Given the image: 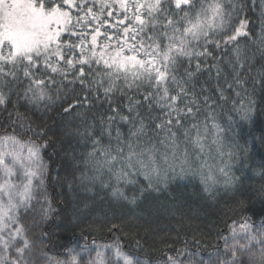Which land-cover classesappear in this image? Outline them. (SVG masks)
Wrapping results in <instances>:
<instances>
[{"label":"snow or ice","instance_id":"6c2138e0","mask_svg":"<svg viewBox=\"0 0 264 264\" xmlns=\"http://www.w3.org/2000/svg\"><path fill=\"white\" fill-rule=\"evenodd\" d=\"M257 53L264 57V0H0V264H34L22 217L37 204L44 218L52 211L47 133L21 106L92 114L70 133L84 149L73 167L85 191L99 183L128 200L121 185L141 177L157 190L198 177L211 192L239 179L236 127L253 115ZM236 225L220 237L215 264H264V224ZM185 254L160 264H185ZM43 255L45 264H141L118 242L83 234L64 246L65 259Z\"/></svg>","mask_w":264,"mask_h":264},{"label":"trees","instance_id":"16d2710c","mask_svg":"<svg viewBox=\"0 0 264 264\" xmlns=\"http://www.w3.org/2000/svg\"><path fill=\"white\" fill-rule=\"evenodd\" d=\"M254 63V82L248 85L255 101L253 115L249 121L238 120L236 127L242 149L233 173L239 179L231 187L221 185L211 192L204 190L198 177L177 178L159 190L149 189L141 177L138 184L121 185L128 200L113 197L112 189L99 183L89 186L92 191H85L74 179L79 172L73 167V156L84 149L80 138L70 133L82 127L85 119L91 122L92 114L84 116L85 110L76 109L65 115L62 107L67 105L59 103L47 111L44 105L31 110L21 106L19 110L26 113L34 128L46 130L44 139L49 141L41 155L50 165L45 190L52 211L47 218L41 213L26 216L22 222L30 226L28 237L33 241L35 264H45L43 253L53 260L65 259L61 255L64 246L81 234L88 237L89 243L93 239L100 244L118 242L134 260L148 264H160L167 255H176L177 250L186 253L180 257L182 261L188 253L211 259L224 255L220 237L228 233L233 221L240 224L246 219L253 226L264 224V82L259 76L264 57L257 53ZM12 101L16 103L15 96ZM95 111L98 116L100 110ZM77 112L82 114L80 119L76 118ZM221 116L223 122L226 116ZM141 188L145 190L141 192ZM112 225L119 227L109 232Z\"/></svg>","mask_w":264,"mask_h":264},{"label":"rangeland","instance_id":"374dc122","mask_svg":"<svg viewBox=\"0 0 264 264\" xmlns=\"http://www.w3.org/2000/svg\"><path fill=\"white\" fill-rule=\"evenodd\" d=\"M45 206H46V204L44 205V207H45ZM40 207H41V205H39V204L35 205V209H36V211H32V212H30V213L24 215V216L22 217V222H23V220H25L26 216L29 217V216H38V215H41L42 212L39 211ZM236 226L239 227V224H237ZM251 226L253 227L254 230H255V228L259 227V226H253V225H251ZM229 233H230V229H229L228 233H227L225 236L229 235ZM216 257H217V258H216ZM216 257L211 258V259H210V258H209V259H202V258L198 257V255H196V256H194V257L187 256V258L184 260V262H185V264H187V261H188L189 259L194 258V259L196 260L197 264H200V261H201V260H211V261H213V264H215V262L220 258L219 256H216ZM32 258H33V260H34V264H35L36 259H35L34 257H32ZM85 259H87V257H85ZM139 261H140V260H139ZM140 262H141V264H148V263H146V262H144V261H140ZM120 264H123V262L121 261Z\"/></svg>","mask_w":264,"mask_h":264}]
</instances>
